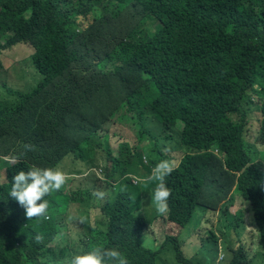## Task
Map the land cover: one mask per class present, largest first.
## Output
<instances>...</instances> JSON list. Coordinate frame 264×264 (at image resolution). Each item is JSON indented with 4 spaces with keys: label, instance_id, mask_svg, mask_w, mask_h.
<instances>
[{
    "label": "trees",
    "instance_id": "16d2710c",
    "mask_svg": "<svg viewBox=\"0 0 264 264\" xmlns=\"http://www.w3.org/2000/svg\"><path fill=\"white\" fill-rule=\"evenodd\" d=\"M23 45L39 78L24 92L2 85L14 99L0 100V160L13 162L0 182V264H60L61 242L69 261L99 245L130 264H216L227 232L191 225L235 200L232 233L251 230L254 249L227 244L218 264H264V0H0V62ZM116 116H127L135 145L106 129ZM161 159L179 164L167 215L143 196ZM33 165L89 180L46 197L50 219L30 221L9 193ZM76 202L89 213L70 238ZM155 224L161 242L149 248Z\"/></svg>",
    "mask_w": 264,
    "mask_h": 264
},
{
    "label": "clouds",
    "instance_id": "9594fccd",
    "mask_svg": "<svg viewBox=\"0 0 264 264\" xmlns=\"http://www.w3.org/2000/svg\"><path fill=\"white\" fill-rule=\"evenodd\" d=\"M25 147L27 150H32V147L29 145ZM165 151H167V149ZM178 167L179 164L175 159H161L152 167L150 175L144 178L145 183L155 185L151 198L152 204H155L156 210L160 215H167L169 213V200L172 196V189L167 185V178ZM67 180L68 177L66 173L59 165L55 167H38L33 165L27 171L21 170L13 177L9 195L24 208L28 220H48L50 219V203L46 197L63 189L67 184ZM235 187L236 185L233 188L232 194H234ZM93 195L97 198H103L105 193L103 191H97L94 192ZM197 214L200 216L205 214V220L194 223L195 219H193L191 230L194 233L195 231L201 230L205 234L207 231L203 229L204 225L215 222L216 226H218L216 221L222 219L215 216V214H209V212L204 213L203 211H199ZM170 229H172V227ZM35 241L37 243L43 242V236L40 234L36 235ZM165 243L166 237L163 239L161 245L164 246ZM222 253L225 252L218 250V260L216 258L217 263L225 258ZM68 264H130V261L126 254L121 252L118 248H106L97 245L83 254L74 253Z\"/></svg>",
    "mask_w": 264,
    "mask_h": 264
},
{
    "label": "rangeland",
    "instance_id": "374dc122",
    "mask_svg": "<svg viewBox=\"0 0 264 264\" xmlns=\"http://www.w3.org/2000/svg\"><path fill=\"white\" fill-rule=\"evenodd\" d=\"M80 26L78 24H75L71 30H69L67 32V36L69 38H76L79 34H80ZM33 54V48L29 47L28 45H23V46H19L16 47L12 52H9V56L12 57H8V56H2V61L0 62V100L2 99H14V97L7 95H4V91H6V88H4L2 85L3 84H7V86H10L9 88L13 87L14 90H19V91H27V89H30L31 87H34V85L36 84V79L39 78V76L37 75V72L34 69V64L33 62L30 60V56ZM7 92V91H6ZM4 95V96H3ZM127 117V116H126ZM126 117H120V116H116L115 117V124H109L107 125L106 129H113V127L115 129H117V131H120L121 129H123V133H122V137L126 138L125 140L129 143H131L132 145H135L137 143V137L138 134L136 133V130L134 129V127L132 126V124L126 119ZM113 122V121H112ZM180 124V123H179ZM113 126V127H112ZM179 127H181V124L178 125ZM119 137H117L114 141H116ZM113 141V143H114ZM118 148V143H115L113 145V149L116 150ZM261 153H263V148L260 147ZM13 162L9 157H3L0 160V182L3 183L5 182L4 178H2L3 173H4V169L11 165ZM97 175L99 177H104V174L102 173L101 170H97ZM88 176H86L85 174L83 175H78L77 177H68V181L66 186L64 187V189H66V192H68L67 190L69 189H80L83 188L85 186V184L88 181ZM137 182V180H135ZM88 185V184H87ZM154 188L152 187H146L143 190V196L147 197V200L151 197V194L153 193ZM145 200V198H144ZM82 204H80L79 202H76L74 204L71 205V210L70 213L71 215H69L68 217V225H67V229L70 227L71 229V234L68 235L70 236V238H72L71 236L73 235L75 238H78L76 236H78L80 234L81 228L80 227H76L75 223L78 222V218H80V215H84L87 217L88 215V210L89 207H84L83 206V210L80 208L81 212H78L79 207ZM153 208H156L155 204L153 203ZM229 207V211L228 214L226 213V211H221L219 213V217L222 218L217 222L218 226V232L220 231H225L227 232V236L225 238V235L222 236V238L224 237V239H226L227 244L228 245H232L235 247V249H245V251H252L254 249V236H253V232L251 230H249L248 228L246 230H244L242 233L239 232V240H236L235 238V234H237L236 232L232 233L231 227L233 224L234 219H232V217L234 216V214L239 211L242 210L243 207L240 206L239 201L235 200V203L232 204V202L230 201L228 204L225 205V207ZM145 207L147 208V204L145 203ZM85 210V211H84ZM97 212L94 210L93 213L91 214L93 223L97 218ZM201 216L198 215L197 218L195 219L194 223L198 222L200 220ZM69 226V227H68ZM99 227V225H98ZM103 228V227H102ZM99 230H101V226L99 228ZM153 231L154 232H149V235H147L149 238H147L146 241V246L151 248L154 246V242L152 241L151 238H156L155 242L157 244H159L161 242V237L159 235V231L157 230V225L155 224L153 227ZM171 231V229H170ZM169 231V232H170ZM192 231V230H191ZM168 232V233H169ZM200 234L203 233L201 230L199 231H195V233ZM186 231L184 230L185 234ZM194 233V234H195ZM82 236V235H81ZM80 236V237H81ZM73 237V238H74ZM79 237V238H80ZM221 238V239H222ZM164 239V238H163ZM163 241V240H162ZM230 242V243H229ZM61 242L59 244L60 249L62 250V254L60 251H58V256H59V262L60 264H66L67 262H69L68 257H66V253L64 252V247L65 245ZM220 245L219 250L221 252H224L225 250L228 249V245ZM151 246V247H150ZM58 247V245L56 246ZM224 256H226L225 253ZM218 255L215 256L214 262L216 264L217 263V258ZM217 258V260H216ZM251 264V262L249 263Z\"/></svg>",
    "mask_w": 264,
    "mask_h": 264
}]
</instances>
